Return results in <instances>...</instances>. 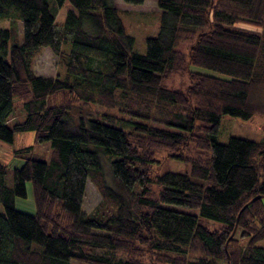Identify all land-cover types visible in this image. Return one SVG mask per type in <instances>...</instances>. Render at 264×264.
<instances>
[{
  "label": "trees",
  "instance_id": "trees-1",
  "mask_svg": "<svg viewBox=\"0 0 264 264\" xmlns=\"http://www.w3.org/2000/svg\"><path fill=\"white\" fill-rule=\"evenodd\" d=\"M65 2L70 9L56 24ZM157 7L158 34L137 54L113 0H0V22L21 23L20 36L13 25L0 28V141L31 131L34 144L50 143L47 162L14 154L19 164H0V264H264L256 246L264 239V139L216 141L222 116L264 117V0H157ZM185 41L187 59L175 49ZM46 48L63 67L54 78L32 71ZM188 64L224 78L189 71L184 91L161 84ZM56 95L65 99L48 105ZM15 100L25 117L9 123ZM80 102L146 119L157 107L165 117L153 121L180 131L149 123L123 130L108 114L73 118ZM160 149L188 173L152 175ZM87 180L100 203L84 215ZM27 185L32 212L15 204Z\"/></svg>",
  "mask_w": 264,
  "mask_h": 264
},
{
  "label": "rangeland",
  "instance_id": "rangeland-1",
  "mask_svg": "<svg viewBox=\"0 0 264 264\" xmlns=\"http://www.w3.org/2000/svg\"><path fill=\"white\" fill-rule=\"evenodd\" d=\"M51 1V0H50ZM121 0H115V4L118 5L117 9L119 10L122 23L125 24V31L127 34L134 38L133 51L137 54H143L145 52L144 39L146 37H155L158 34L160 12L156 9L154 0H147L142 8L133 7L130 10L125 11L126 9L121 6ZM70 9V6L67 2L58 10L55 23L62 24L65 18L66 11ZM10 25L14 26L17 30V34L20 36L21 23L19 21H13L11 24L10 20H3L0 22V28H9ZM241 27L253 29L254 26L249 24L241 23ZM191 42L185 41L180 43L175 47L176 50L182 52L187 59L188 48ZM65 49L62 47V50ZM32 71L34 75L54 78L57 75H60L63 72V67L55 57V55L49 49H42L38 54L34 56L31 63ZM197 72L201 74L211 75L216 77H223V75L198 66H192L188 64V67L184 73L169 75L166 78H162L161 84L166 88L177 89L184 91L189 84L188 72ZM261 99L264 101V87L259 91ZM65 99L64 95H56L48 101V105L53 103H61ZM169 109L172 111L174 108L172 105L169 106ZM73 118L77 117L79 114L85 115L90 114L94 117H100L99 119H104L102 114L112 115L113 119L111 124L116 128L123 130H130L134 123H149L152 125H157L164 127L173 132L180 131L176 127L169 126L166 123L153 121V119H161L165 116L159 108L153 107L150 109L149 114L152 119H146L140 117L133 113L131 110L119 111L117 108H104L97 105H86L77 103L74 104L73 108L70 110ZM25 113L21 109L19 101L15 100L14 111L12 117L9 120V123L20 122L24 119ZM166 120V119H165ZM216 141L218 144H226L231 137L242 138L250 141H261L264 139V117L254 116L250 121L238 120L237 118L224 115L220 118L218 124ZM34 135L33 132H23L16 133L12 143H4L0 141V164L8 166L10 168L13 155H18L19 157L33 158L47 162L50 156V147L48 142L41 144H34L33 142ZM30 147V150L25 152L21 151L23 148ZM17 156V157H18ZM154 162L152 163V175H160L165 172H175V173H188L189 168L188 164L183 161L175 160L167 156V151L165 149L156 150L154 155ZM5 181L7 185H11L12 177L11 170H6ZM84 198L82 201V213L84 215H89L100 203V195L93 184L87 180L85 183ZM31 186L27 185V197L26 199H16V207L24 210V212L33 211L32 203V193ZM151 190H155L154 186L150 187ZM262 205L264 206V197L261 199ZM162 207L167 209L178 210L184 213L194 214L195 210H190L189 208L173 205V204H161ZM1 211V207H0ZM210 229L216 228L218 223L213 221L207 222ZM239 235V231H236V236ZM247 239H244L241 243L245 244ZM257 247L264 248V239L256 243ZM76 264V263H71Z\"/></svg>",
  "mask_w": 264,
  "mask_h": 264
},
{
  "label": "crops",
  "instance_id": "crops-1",
  "mask_svg": "<svg viewBox=\"0 0 264 264\" xmlns=\"http://www.w3.org/2000/svg\"><path fill=\"white\" fill-rule=\"evenodd\" d=\"M145 1H147V0H143L142 2H140V4H130V3H125L123 0H121L119 4L121 6H123V8L126 9L125 11L127 12V10H130L133 7H135V8H142L144 6V4L146 3ZM154 2H155L156 9L159 10L158 7H157V0H154ZM113 5L117 9L118 5L115 4V0H113ZM122 25H124V28H125V24H122ZM13 139H14V137H13ZM19 162H20L19 160L13 158V161H12L11 166L12 165L19 164Z\"/></svg>",
  "mask_w": 264,
  "mask_h": 264
},
{
  "label": "water",
  "instance_id": "water-1",
  "mask_svg": "<svg viewBox=\"0 0 264 264\" xmlns=\"http://www.w3.org/2000/svg\"><path fill=\"white\" fill-rule=\"evenodd\" d=\"M257 199H259V197H255V198L251 199V201H250V202H253V201L257 200ZM235 226H236V224H235ZM235 226H234V228H235ZM234 228H233V231H232V233H231V235H230V236H232V235H233V233H234V231H235V229H234ZM226 244H227V242H226Z\"/></svg>",
  "mask_w": 264,
  "mask_h": 264
}]
</instances>
